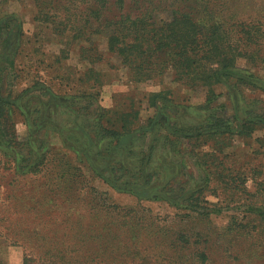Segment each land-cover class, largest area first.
Listing matches in <instances>:
<instances>
[{
    "label": "rangeland",
    "instance_id": "obj_1",
    "mask_svg": "<svg viewBox=\"0 0 264 264\" xmlns=\"http://www.w3.org/2000/svg\"><path fill=\"white\" fill-rule=\"evenodd\" d=\"M125 1L122 8L119 0H0V19L14 22L0 43V204L11 188L39 187V206H54L61 222H82L69 210L86 209L87 233L101 230L102 244L113 241L103 264H174L178 252L187 257L177 264H264V62L237 54L249 50L235 27L227 44L236 67L219 82L185 79L170 63L155 77L144 67L139 73L109 44L107 20L140 14ZM233 3L240 23L264 26V0ZM154 16V26L172 20L168 12ZM118 34L142 40L123 26ZM120 113H131L124 141L100 143L98 121L113 128ZM29 170L38 175L14 178ZM51 188L54 199L42 200ZM69 189L71 202L58 196ZM54 227L42 235L53 238ZM118 247L126 259L115 258ZM55 250L1 240L0 264H50Z\"/></svg>",
    "mask_w": 264,
    "mask_h": 264
},
{
    "label": "trees",
    "instance_id": "obj_2",
    "mask_svg": "<svg viewBox=\"0 0 264 264\" xmlns=\"http://www.w3.org/2000/svg\"><path fill=\"white\" fill-rule=\"evenodd\" d=\"M132 1L133 4L139 6L140 14L132 17L131 14L122 13L117 21L107 20L111 33L109 35V44L112 51L119 52L121 55L127 54V58H123L124 62L129 63L132 66L131 68L136 69L139 73H142L143 69L146 68L151 72L152 76H156L162 73L161 70L167 68L170 63L177 69L178 75L183 76L185 79L191 78L194 82L196 76H203L205 81L212 80L213 82H219L221 75H227L223 73L230 68L236 67V58L238 56L231 51L227 44L230 34L236 32L235 29H232L235 27L241 29L240 32L234 34L237 41L247 45L246 48L249 50L244 54L243 51L238 49L237 54L245 55L253 59V61L264 62V53H262V48L264 47L263 22L250 19L248 23H240L241 20H237L236 17L241 15L242 9L237 7L236 9L239 12L232 10L233 0H214L216 3H212L210 0ZM118 3L123 8L127 4V1L119 0ZM184 8L190 9L195 13L197 12L201 16H195L192 12L185 11ZM156 11L168 12V14L172 15V20L166 24V27L160 25L154 26L156 24L154 20ZM233 12L239 14L235 15ZM13 26L14 22L5 23L0 19V43H3L6 39L7 34L4 35V31H11ZM121 26H123V29L141 33L142 40L134 37L128 42L126 34H123L122 37L118 34V29ZM199 45H202V48H199ZM167 51H170L171 54H167ZM138 52L141 53L139 54ZM155 53L157 55L163 54L169 58V61L155 60L153 58ZM151 59L153 60L152 62ZM154 97L157 98L159 95H155ZM5 105L6 103L0 100V118L5 116ZM123 114L120 113V116ZM130 116L131 113L123 115L121 123L120 121L113 122V128L108 126V123L106 125L102 124V119L98 121L101 127L100 143L113 140L116 145H120L125 139L123 135L125 133L124 130H129ZM157 118L159 120L161 116ZM253 120L260 121L261 119L251 118L249 123L252 124ZM110 121L108 118L107 122ZM159 121L163 123L162 120ZM216 122L219 127L227 125L222 119L217 118ZM9 135H7L6 139ZM10 136L12 137L8 143H15V134ZM152 153L153 151L149 152V158L152 156ZM45 160L42 162L43 164H46ZM66 173V171L61 173L62 176H59V178L62 180ZM33 174L38 175L37 172L29 170L22 174H16L14 178L28 179ZM34 178L35 176L32 177V179ZM34 182L37 183L38 180L35 179ZM70 191L71 189L67 190V192L60 190L58 196L59 194H64L66 197L67 193V202H71L74 199L70 195ZM54 197V188H51L43 195L42 200L49 198L53 200ZM3 199L4 202L0 204L2 205L0 209L2 211L0 213V239L12 245L23 246L27 250L34 249L37 244L41 247L51 243L56 252H48L52 254L50 264H103L104 262L100 263L99 260L114 246L112 239H108V242L102 244L101 230L94 231V233H97L95 236L87 233L88 231L83 226V220L86 217L80 213L87 212L86 209L69 210L68 216L73 215V218L77 217V219L82 221L78 222V224H73V222L64 223V220L61 222L57 217L54 218L53 215L56 212L54 206H50L48 209L40 207L39 204L42 206V203L39 200V187L24 194L18 192L16 194L11 188L9 189V193H4ZM60 209L64 211L65 208L62 206ZM65 211L67 213V209ZM101 213L104 215V211L95 209L96 216ZM39 214L45 218L39 219ZM47 225L49 227L52 225L56 226L52 230L54 234L50 232L53 238L42 235L44 226ZM74 227L76 232L73 235ZM48 239L51 240L48 242ZM131 244L134 247L135 243L133 239ZM121 249L122 247L116 248L113 254L115 258L118 256L121 260L123 258L126 259L127 255L124 252H120ZM173 250L176 251L175 248ZM93 253L98 254L93 255ZM203 256L204 254L199 256V258ZM186 257L187 254L178 252L172 263L177 264L178 261L180 263L179 259L185 262ZM200 264H204V262L201 260ZM252 264H254L253 260Z\"/></svg>",
    "mask_w": 264,
    "mask_h": 264
}]
</instances>
